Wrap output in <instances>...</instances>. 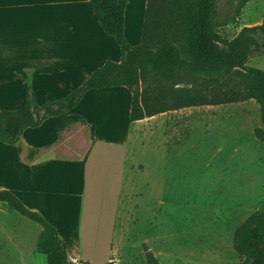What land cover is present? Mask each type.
<instances>
[{"label":"rangeland","instance_id":"rangeland-1","mask_svg":"<svg viewBox=\"0 0 264 264\" xmlns=\"http://www.w3.org/2000/svg\"><path fill=\"white\" fill-rule=\"evenodd\" d=\"M235 4L218 0L221 17L236 16ZM236 18L219 30L222 38L230 40L241 28L260 25L264 0L248 3ZM247 66L264 71V53L251 57ZM252 103H247L249 133H186L190 143L174 157L170 153L177 145V133H161L160 128L151 127L153 123L131 126L125 107L122 110L113 99L98 98L79 106L86 127L79 129L84 138L77 154L73 160L68 154L54 159L64 165V178L56 184L62 209L54 218L61 234L75 243L85 260L81 262L146 264L145 254L150 252L160 264H239L233 234L250 215L264 213V184L258 191H246L245 184L220 180L218 173L224 162L229 175L233 167L264 164V145L254 136L261 127L260 112ZM235 125L229 126L235 130ZM91 135L102 139L94 144L88 172L77 178L67 167L85 162ZM243 135L254 138L250 157L215 153L222 147L230 152ZM48 137L49 133H41L36 138ZM18 144L24 146L21 139ZM46 152L41 158L49 156ZM39 231L30 220L1 210L0 264H22L15 259L20 253L25 264H46L45 256L35 251Z\"/></svg>","mask_w":264,"mask_h":264},{"label":"crops","instance_id":"crops-1","mask_svg":"<svg viewBox=\"0 0 264 264\" xmlns=\"http://www.w3.org/2000/svg\"><path fill=\"white\" fill-rule=\"evenodd\" d=\"M146 3L147 0H127L124 9L123 33L132 47L141 41ZM120 61L119 47L101 29L89 0H0L1 108L11 105L15 110V107L24 105L27 89L31 90L39 105L58 101L106 62ZM98 98L113 99L122 110L125 107V116L129 118L131 94L125 87L89 90L69 114L81 116L79 106ZM248 102H253L259 110L253 100L204 105L158 114L130 125L150 127L149 124L153 123L151 127L160 128L161 133H177V145L171 147L170 153L174 157L188 147L190 141L186 133H249L251 113L247 109ZM56 121L51 117L38 128L26 129L20 138L24 146H20L19 142L14 146L0 143V190L9 191L29 210L39 213L60 235V226L54 217L56 211L62 209L58 205L56 184L58 179L62 181L64 178V165L54 159L65 154L74 159L79 142L84 138L79 129L86 127V124L73 125L58 136L55 132ZM233 124H237L235 130L229 126ZM41 133H49V137L37 139ZM89 137L85 162L67 167V172L74 173L77 178L88 172L94 144L102 139L95 135ZM242 137L231 146L230 152H227L229 147L221 146L215 153L250 157L254 138L251 139L249 135ZM46 150L49 156L41 158ZM225 170L227 166L224 162L218 173L219 179L229 180L233 185L245 184L246 191H258L264 184V164L247 169L233 167L231 175L225 174ZM1 210L11 212L5 204H0ZM40 231L36 234L35 251ZM61 236L66 243L69 260L74 263L84 260L71 238L66 234ZM11 241L18 250L17 238L13 237ZM15 259L25 264L21 253Z\"/></svg>","mask_w":264,"mask_h":264},{"label":"trees","instance_id":"trees-1","mask_svg":"<svg viewBox=\"0 0 264 264\" xmlns=\"http://www.w3.org/2000/svg\"><path fill=\"white\" fill-rule=\"evenodd\" d=\"M252 1L233 0L236 16L222 18L218 0H147L141 41L132 47L123 33L127 0H89L101 29L119 47L121 61L106 62L55 102L39 105L27 89L24 105L0 109V143L16 145L26 129L38 128L51 117L57 119L58 136L73 125L83 126L85 119L69 112L87 91L125 87L131 94L129 124L182 108L253 100L261 124L254 136L264 145V71L247 66L251 57L264 53V19L260 25L241 28L230 40L219 35ZM0 204L41 228L36 252L45 256L46 264H86L71 262L55 227L12 193L0 190ZM232 247L239 264H264V213L250 215L235 230ZM145 261L160 264L150 252Z\"/></svg>","mask_w":264,"mask_h":264}]
</instances>
